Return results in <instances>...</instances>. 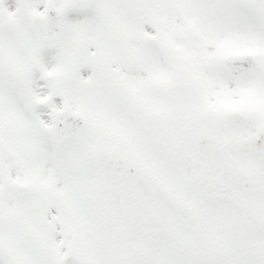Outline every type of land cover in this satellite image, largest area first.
Here are the masks:
<instances>
[{
  "label": "snow or ice",
  "instance_id": "1",
  "mask_svg": "<svg viewBox=\"0 0 264 264\" xmlns=\"http://www.w3.org/2000/svg\"><path fill=\"white\" fill-rule=\"evenodd\" d=\"M0 264H264V0H0Z\"/></svg>",
  "mask_w": 264,
  "mask_h": 264
}]
</instances>
